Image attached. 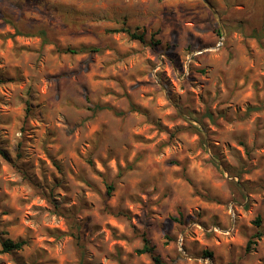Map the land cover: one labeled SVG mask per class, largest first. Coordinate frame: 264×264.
<instances>
[{
    "label": "rangeland",
    "instance_id": "obj_1",
    "mask_svg": "<svg viewBox=\"0 0 264 264\" xmlns=\"http://www.w3.org/2000/svg\"><path fill=\"white\" fill-rule=\"evenodd\" d=\"M144 236L264 264V0H0V264H153Z\"/></svg>",
    "mask_w": 264,
    "mask_h": 264
},
{
    "label": "trees",
    "instance_id": "obj_2",
    "mask_svg": "<svg viewBox=\"0 0 264 264\" xmlns=\"http://www.w3.org/2000/svg\"><path fill=\"white\" fill-rule=\"evenodd\" d=\"M128 33L129 37L131 39L140 41L142 43H144L145 40V35L144 34H138L135 32H132L130 30H124ZM159 43V42H158ZM67 53L70 54H78V53H85V52H91V53H98L100 52V49L96 48V47H82L80 49H75V48H67L66 49ZM117 114V112H116ZM120 115V114H118ZM112 187H109V190H112ZM255 224L257 225L258 229L261 227L262 225V218L258 217L255 221ZM262 233L258 230V232L253 236V238L248 242V246H247V251H251L254 246L257 245V241L259 239H261L262 237ZM28 244L27 241H12L10 239L4 240L2 242V247H3V251L6 253H12L15 251H22L25 246ZM81 249V254L83 255V247L80 246ZM137 253L139 255H150L153 261V264H165L164 261L161 259V257L156 254V247L153 245V243L146 237L144 236V244L143 247L139 250H137ZM207 255L211 256L210 253H206Z\"/></svg>",
    "mask_w": 264,
    "mask_h": 264
}]
</instances>
